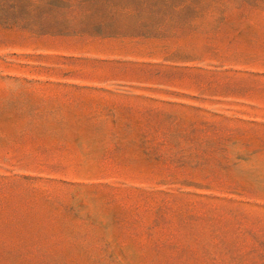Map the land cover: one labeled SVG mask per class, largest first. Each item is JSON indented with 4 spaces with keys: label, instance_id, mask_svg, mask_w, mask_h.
I'll use <instances>...</instances> for the list:
<instances>
[{
    "label": "rangeland",
    "instance_id": "374dc122",
    "mask_svg": "<svg viewBox=\"0 0 264 264\" xmlns=\"http://www.w3.org/2000/svg\"><path fill=\"white\" fill-rule=\"evenodd\" d=\"M0 264H264V0H0Z\"/></svg>",
    "mask_w": 264,
    "mask_h": 264
}]
</instances>
